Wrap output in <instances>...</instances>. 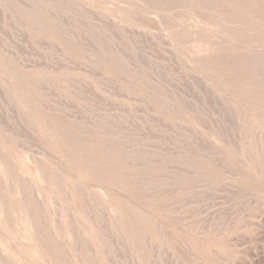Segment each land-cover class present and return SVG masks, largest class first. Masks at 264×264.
Returning a JSON list of instances; mask_svg holds the SVG:
<instances>
[{"label": "rangeland", "instance_id": "374dc122", "mask_svg": "<svg viewBox=\"0 0 264 264\" xmlns=\"http://www.w3.org/2000/svg\"><path fill=\"white\" fill-rule=\"evenodd\" d=\"M32 1L0 0V254H3L0 258L6 260V264H39L35 256L24 253V246L33 243L42 249L40 253L44 259L43 264H264V195L260 178L258 177V182L255 183L257 178L252 174L259 171L264 179V118L261 120L258 118V121L250 118L239 120L235 108L221 100L225 96L228 97L222 93L223 86L217 77L225 67V58H219L218 65L212 64L211 71L202 72L201 75L208 74L206 75L208 78L205 76V82L198 76L199 74L194 72L196 62H201L209 53L194 51L198 49V45L193 38L200 34V36H209L210 39L215 37L213 40L216 41L224 28L222 18L211 15L213 3L209 0H77L81 2L79 5L76 0H46L50 3L44 1L47 6L43 0H38L36 11L41 14L40 10L44 12L46 10H43L44 7H50L47 10L53 12V14L50 13L53 15L51 16L45 11L46 17L43 16L44 13L41 14L42 17L33 9L36 8L33 3L37 1L34 0L33 3ZM161 2L163 3L160 4ZM39 4H42V7L38 9ZM82 4L87 7L85 8ZM78 5H82L84 9L80 10ZM29 6L37 16L34 12L32 13L33 10H30ZM150 7L154 12H151ZM87 8H90V11L84 12L83 10ZM140 9L145 12L143 13V10L140 12ZM98 12H100L99 17ZM160 15L163 17L161 18ZM37 20L40 21L39 24ZM41 21H44L43 24L47 29L42 27L44 25H41ZM46 22H48L47 26ZM118 25H122L121 28ZM150 28L154 31L152 32ZM45 30L49 31L45 32ZM259 53L258 61L250 66L252 72L254 71L253 85L258 89V93L264 89V55L262 54L264 52ZM256 69L260 70L261 74ZM188 71H192V74ZM197 76L201 81L193 79ZM44 78H47V82L43 81ZM27 79H30L32 83L30 84ZM191 80H197L200 83ZM17 84L22 85V88ZM198 85L205 86L204 90ZM206 87L216 95L205 92L208 91ZM29 93L34 95L35 99ZM220 95L222 97H219ZM213 96L219 97L217 100L214 99L216 105L213 104ZM209 97L212 100H209ZM219 100L224 107L220 106H223L221 102L219 106L217 105ZM33 102L35 104H32ZM177 102L180 104L177 105ZM171 104L176 107L181 105V107L177 110L178 107ZM38 107L42 110H38ZM171 107H174L176 111ZM227 107L232 108V112L230 108L226 110ZM193 108L196 111L199 108L197 112L200 113L201 120L195 115L198 113L193 112L195 111ZM222 108H225L223 112ZM185 111L187 115L184 114ZM227 111L231 114L234 112L232 115H236V118L232 117L228 112V118L230 116L231 119H229L235 124L232 122L229 124L230 120L224 117ZM190 115H195L196 120H194L195 117L190 118ZM203 117L206 120L211 119L209 120L211 124L209 121L206 123ZM236 119L237 122H235ZM202 120L204 121L201 123ZM196 121L201 124L199 125ZM227 121H229L228 124H226ZM41 122L42 125H40ZM206 124L208 128L201 126ZM222 125L230 126L227 127V132L231 131L235 134H226L224 130L226 128ZM233 126L237 129L231 128ZM233 129L238 130L239 133L237 134ZM208 130L213 131L214 134L210 135L215 139L207 134ZM232 135L241 137L234 138L235 141L231 143L234 140ZM256 136L259 137L258 142ZM50 140L53 145L49 142ZM227 142L233 146L226 147ZM257 143L258 146H256ZM234 146L238 149L242 147L240 152L236 148L233 149ZM214 148L220 152L215 153ZM234 150H237L236 153ZM222 151L234 158L231 159L229 156L227 158ZM229 151L233 152V155ZM213 152L217 158L212 155L214 158H210L209 161L207 156L209 158ZM220 156L222 159L226 157L229 166ZM81 157L84 158L83 162L82 159L78 161ZM37 160L39 163L36 162ZM59 160L62 162L61 165ZM241 160L246 164H243ZM249 160L252 162L249 163ZM38 164L42 168L46 167L47 170L45 168L40 170ZM227 166L230 167L229 172ZM44 170L47 171L49 178H43L44 175L47 176ZM49 171H54L56 176L54 172L48 173ZM237 171L242 172L239 174ZM17 173L21 178H18ZM245 175H252L251 179ZM53 177L55 181L58 180L56 182H59V186L52 180ZM110 177H113L112 183ZM16 178L20 179V182ZM243 180L247 182L243 183ZM49 182L51 188H49ZM60 182L64 184L60 185ZM17 183L21 185L20 187H24V190L19 188L23 190V193L25 192L24 195L21 193L23 197L19 193ZM28 183L34 188H31ZM253 183L258 190L260 188L261 192L255 190ZM257 183L260 186H257ZM107 184L112 186L109 187ZM74 185L76 189L79 187V192H76ZM127 187L130 191L128 189L122 191ZM33 189L35 195H32ZM82 192H86V195ZM30 195L35 196L33 198L39 203L35 204L36 201L31 199ZM79 198L83 200L80 201ZM93 201L95 202L92 205L95 206L91 205ZM97 202L101 205L100 207ZM21 204L24 207L22 210ZM127 205H130L131 211ZM24 209L27 216L26 213L23 214ZM67 213L71 214L68 216ZM133 213L137 214H134L137 221ZM141 218L144 219L145 224L142 223ZM53 220L57 221L56 224L59 222L60 228ZM7 221L11 223L8 224ZM68 221L70 224H67ZM139 225L142 228L144 226L145 235L141 232L143 230ZM34 228H36L35 233ZM36 232H38L37 236ZM23 233L31 237L29 242L24 243L25 240L20 238ZM50 234H53V237ZM72 234L74 239L71 238ZM137 235L139 238H135ZM48 239L50 243H47ZM84 240H90L91 243L88 241V244H85ZM75 244L79 248L73 246ZM87 245H91L93 255L89 253L90 249ZM61 252L64 258L61 257ZM78 255L83 256L82 258L86 261L82 262L83 259ZM85 255L89 256L88 259ZM89 259L93 263L89 262ZM2 260L0 259V264L5 263L4 260L1 262ZM65 261L68 262L65 263Z\"/></svg>", "mask_w": 264, "mask_h": 264}, {"label": "bare ground", "instance_id": "6f19581e", "mask_svg": "<svg viewBox=\"0 0 264 264\" xmlns=\"http://www.w3.org/2000/svg\"><path fill=\"white\" fill-rule=\"evenodd\" d=\"M34 1V0H33ZM33 1H32V3H33ZM37 1V2H36ZM35 2L36 3H33V4H35V7L36 8H33L34 10L35 9H37V6H36V4L37 3H39V1L38 0H36ZM44 1H46V0H43V2ZM48 1V0H47ZM46 1V2H47ZM62 1H64V0H62ZM73 1V0H72ZM98 1V0H97ZM106 1V0H105ZM111 1H113V0H111ZM115 1V0H114ZM140 1H142V0H140ZM139 1V2H140ZM210 2H212L213 3V7H212V10H211V15L213 16V17H215V18H222V22H224V28H223V31H222V33L220 34V36H219V39H217L216 41H214L213 39L215 38H212V39H210L211 37H207V36H200V34H199V36H196V37H192L193 38V40L195 41V42H197L196 44L198 45L197 46V50H195L194 49V51H207L209 54H207V56L206 57H204L203 58V60L200 62H196L197 64L196 65H194V70H192V71H194V72H196L197 73V75L199 76V77H201V79H202V81L203 82H205V78L207 77L208 78V76H206V75H208V74H205V76H204V74L203 75H201L202 74V72H207V71H209L210 70V66L212 65V64H216V65H218L217 64V60H220L219 58H225V60H226V64H225V67L224 68H222V71H220V73L218 74V80L220 81V83L222 84V93H224V94H226L228 97H223V99H221L222 101H225V102H228L229 104H231L232 105V107L233 108H235V112H236V115H237V119H242V118H250V119H252L253 121H258V118L261 120V119H263L264 118V89L260 92L259 91V93H258V89H256L255 88V86L253 85V83H255V81H253V79H254V74H253V72H252V70H251V68H250V66L252 65V64H254L255 62H257L258 61V55H260V51H263L264 52V0H209ZM41 2V1H40ZM42 2V3H43ZM67 2V1H66ZM78 1L76 0V3H77ZM83 2V1H82ZM119 2V1H118ZM144 2H147V1H144ZM151 2H153V1H151ZM168 2V1H167ZM177 2V1H176ZM183 2V1H182ZM45 3V2H44ZM47 3H49V2H47ZM47 3H45L46 5H47ZM81 3V2H80ZM80 3L78 2L77 4H79L80 5ZM115 3V2H114ZM135 3V2H134ZM163 2H161L160 4H162ZM172 3H174V2H172ZM192 3V2H191ZM50 4V3H49ZM75 4V3H74ZM119 4V3H118ZM147 4H149V3H147ZM156 4V3H155ZM41 5V6H40ZM78 5V6H79ZM83 5V4H82ZM79 6L80 7V10H82V9H84V7L86 8L87 6L86 5H83V6ZM131 5V4H130ZM150 5H152V4H150ZM153 5H154V3H153ZM166 5V4H165ZM170 5V4H169ZM172 5H174V4H172ZM180 5V4H179ZM48 6V5H47ZM51 6V5H50ZM76 6V5H75ZM121 6V5H120ZM138 6V5H137ZM177 6V5H176ZM30 7V10H33V9H31V6H29ZM32 7H34V5H32ZM40 7H42V4H39V7H38V9L40 8ZM43 7H44V5H43ZM77 7V6H76ZM81 7H83V8H81ZM88 7H90V6H88ZM114 7H116V6H114ZM140 7V6H139ZM149 7V6H148ZM148 7H146V8H148ZM159 7H161V6H159ZM171 7H174V6H171ZM50 8V7H49ZM49 8H43V10H45L46 11V14L47 13H51V12H49V10H47V9H49ZM51 8H52V6H51ZM78 8V7H77ZM117 8H119V9H122V8H120V7H117ZM135 8V7H134ZM137 8V7H136ZM143 8V7H142ZM146 8H145V10H146ZM152 7H150V9H151ZM169 8V7H168ZM191 8V7H190ZM211 8V7H210ZM53 9V8H52ZM76 9V8H75ZM90 9V8H89ZM88 8L87 9H85V10H83L84 12L85 11H87V10H89ZM100 9V8H99ZM105 9V8H104ZM139 9V8H138ZM165 9H167V8H165ZM34 10L32 11V13L34 12ZM131 10V9H130ZM129 10V11H130ZM134 10H136V9H134ZM142 10L143 9H140V12H142ZM152 11L151 12H154L153 11V9H151ZM158 10H160V9H158ZM177 10V9H176ZM185 10V9H184ZM193 10V9H192ZM36 11V10H35ZM45 11L43 12L42 10H40V12H42V13H44V17H46L45 15ZM51 11V10H50ZM53 11V10H52ZM90 11V10H89ZM97 11H98V9H97ZM113 11V10H112ZM127 11H128V9H127ZM126 11V12H127ZM157 11V10H156ZM162 11V10H161ZM165 11V10H164ZM31 12V11H30ZM37 12L39 13V11H36V14H37ZM134 12V11H133ZM145 11L143 10V13H144ZM147 12V11H146ZM166 12V11H165ZM31 13V14H32ZM41 13V14H42ZM86 13H88V12H86ZM91 13H96V12H92L91 11ZM100 12H98L97 14H98V17L100 16V14H99ZM102 13V12H101ZM130 13V12H129ZM128 13V14H129ZM136 13V12H135ZM137 13H139V12H137ZM150 13V12H149ZM163 13V12H162ZM182 13H183V11H182ZM196 13V12H195ZM30 14V13H29ZM34 14H35V12H34ZM35 14V15H36ZM40 13H39V15H41ZM51 14H53V12L51 13ZM50 14V15H51ZM111 14V13H110ZM191 14H192V12H191ZM38 15V16H39ZM102 15H104V14H102ZM144 15V14H143ZM149 15V14H148ZM165 15V14H164ZM172 15V14H171ZM175 15V14H174ZM183 15V14H182ZM195 15V14H194ZM37 16V15H36ZM42 16V15H41ZM42 16V17H43ZM51 16H53V15H51ZM97 16V15H96ZM132 16H133V14H132ZM145 16V15H144ZM150 16V15H149ZM148 16V17H149ZM158 16H159V14H158ZM157 16V17H158ZM31 15H30V19H31ZM33 17H34V15H33ZM47 17L49 18V16L47 15ZM113 17V16H112ZM130 17V16H129ZM142 17V16H141ZM160 17L162 18L163 16H161L160 15ZM159 17V18H160ZM178 17V16H177ZM105 19H106V15H105V17H104ZM108 18V17H107ZM116 18V17H115ZM120 18V17H119ZM138 18H140V16L138 17ZM170 18H172V17H170ZM175 18V17H174ZM33 19V18H32ZM40 19H41V17H40ZM39 18H38V20H40ZM44 19V18H43ZM53 19V18H52ZM100 19H102V18H100ZM37 20V21H38ZM48 20V19H47ZM50 20H51V18H50ZM108 20H111V19H108ZM123 20V19H122ZM142 20H145V19H142ZM160 20V19H159ZM206 20V19H205ZM32 21V20H31ZM45 21V20H44ZM43 21V22H44ZM53 21V20H52ZM101 21V20H100ZM107 21V20H106ZM152 21V20H151ZM155 21V20H154ZM171 21V20H170ZM185 21V20H184ZM190 21V20H189ZM39 22L40 21H38V24H39ZM42 22V21H41ZM43 22L41 23V25H44L43 24ZM51 22V21H50ZM102 22V21H101ZM169 22V21H168ZM191 22V21H190ZM189 22V23H190ZM48 22H46L45 24H46V26L48 25L47 24ZM51 23H53V22H51ZM118 23V22H117ZM123 23V22H122ZM121 23V24H122ZM149 23V22H148ZM150 23H152V22H150ZM159 23V22H158ZM157 23V24H158ZM161 23V22H160ZM214 23H216V22H214ZM31 24V23H30ZM38 24H34V25H38ZM120 24V23H119ZM154 24H156V23H154ZM191 24V23H190ZM40 26V25H39ZM116 26V25H115ZM119 26V25H118ZM122 26V25H121ZM121 26H119V28H121ZM149 26V25H148ZM152 26V25H151ZM156 26V25H155ZM189 26V25H188ZM42 27H45V25L44 26H42ZM50 27H52V25L50 26ZM161 27V26H160ZM48 28H49V26H48ZM116 28H118V27H116ZM151 28H153V27H151ZM150 28V30L152 31V29ZM189 28H190V26H189ZM195 28V27H194ZM41 29H43V28H41ZM44 29H47V27H45ZM155 29V28H154ZM161 29V28H160ZM207 29V28H206ZM50 31L52 30V28H50L49 29ZM49 30H45V32L47 31H49ZM118 30H121V29H118ZM149 30V29H148ZM157 30V29H156ZM196 30H198V29H196ZM42 31H44V30H42ZM53 31V30H52ZM51 31V32H52ZM154 31V30H153ZM152 31V32H153ZM176 31V30H175ZM50 32V33H51ZM157 32V31H156ZM160 32V31H159ZM165 32V31H164ZM163 32V33H164ZM179 32V31H178ZM44 33V32H43ZM209 34V33H208ZM194 35V34H193ZM216 35V34H215ZM212 36V35H211ZM213 37V36H212ZM167 38V37H166ZM172 39V38H171ZM208 39H209V42H208ZM71 40V39H70ZM185 40V39H184ZM168 41V40H167ZM166 41V42H167ZM190 41V40H189ZM168 43V42H167ZM170 43V42H169ZM168 43V44H169ZM199 43H202V44H199ZM171 44H174V43H171ZM207 45H210V46H207ZM175 46V45H174ZM195 46V45H194ZM182 47H183V45H182ZM187 47V46H186ZM178 48V47H177ZM196 48V47H195ZM187 52V51H186ZM190 52V51H189ZM189 52H187V53H189ZM178 53V52H177ZM179 54V53H178ZM263 55H264V53H262ZM175 55V54H174ZM180 55V54H179ZM188 56V55H187ZM194 56V55H193ZM174 57V56H173ZM188 57H190V55L188 56ZM192 57V56H191ZM178 58V57H177ZM184 58V57H183ZM259 58H261V56H259ZM180 59V58H179ZM182 59V58H181ZM185 59V58H184ZM175 60H176V57H175ZM187 60V59H186ZM177 61V60H176ZM178 62V61H177ZM185 62V61H184ZM179 63V62H178ZM180 64H181V62H180ZM186 64V63H185ZM258 66H262V64L261 65H259L258 63H256ZM182 65V64H181ZM180 65V66H181ZM184 65V64H183ZM182 65V66H183ZM183 67H185V66H183ZM253 67V66H252ZM264 67V66H263ZM182 68V67H181ZM186 68V67H185ZM191 68V67H190ZM220 68V67H219ZM257 68H259L260 69V67H257ZM187 69H188V67H187ZM213 69V68H212ZM211 69V70H212ZM218 69V68H217ZM262 70H263V68H261ZM182 70H183V68H182ZM185 70V69H184ZM191 70V69H190ZM210 70V71H211ZM257 71H259V73H260V70H258V69H256ZM192 71L190 72V71H188V72H190L191 74H192ZM193 72V73H194ZM185 73H187L186 71H185ZM255 73H256V71H255ZM264 73V72H263ZM195 74V73H194ZM261 74V73H260ZM187 75H189L188 73H187ZM201 75V76H200ZM217 75V74H216ZM256 75V74H255ZM263 75V74H262ZM261 75V76H262ZM197 76V78H193V79H197V80H199V77ZM260 76V77H261ZM14 77V76H13ZM204 79H203V78ZM257 77H259V76H257ZM263 77V76H262ZM16 78V77H15ZM32 78V77H31ZM30 78V79H31ZM39 78V77H38ZM50 78V77H49ZM189 78V77H188ZM12 79V78H11ZM30 79H27L28 81H30ZM34 79H35V77H34ZM45 80H43V81H45V82H47V78H44ZM210 79V78H209ZM26 80V81H27ZM33 80V79H32ZM190 80V79H189ZM197 80H191L192 82H198V83H200L199 81H201V80H199V81H197ZM214 80V79H213ZM217 80V81H218ZM263 80V79H262ZM261 80V81H262ZM16 81V80H15ZM17 81H18V79H17ZM16 81V82H17ZM27 81V82H28ZM33 81H37V80H33ZM42 81V82H43ZM211 81V80H210ZM259 81V80H258ZM25 82V81H24ZM40 82V81H39ZM49 82V81H48ZM17 83H19V82H17ZM21 83V82H20ZM32 82L30 81V84H31ZM202 83V82H201ZM216 83V82H215ZM219 83V82H218ZM194 84V83H193ZM220 84V85H221ZM18 85V84H17ZM20 85V84H19ZM18 85V86H19ZM29 85V84H28ZM195 85V84H194ZM203 85H206V84H203ZM198 86H200V85H198ZM261 86V85H260ZM17 87V86H16ZM19 87H21L22 88V85L21 86H19ZM195 87V86H194ZM201 87V86H200ZM204 87L205 86H202L201 87V89L202 90H204ZM207 87H209L208 85H207ZM206 87V88H207ZM220 87V86H219ZM25 88H26V86H25ZM29 88V87H28ZM196 88H198V87H196ZM206 88H205V90H206ZM261 88V87H260ZM259 88V89H260ZM210 89V88H209ZM27 90H29V89H27ZM207 90H208V88H207ZM212 90V89H211ZM22 91V90H21ZM197 91V90H196ZM218 91V90H217ZM30 92H31V90H30ZM205 92H211V91H205ZM28 93V92H27ZM207 93H205V94H207ZM215 92H211V94H214ZM22 94V93H21ZM199 94V93H198ZM201 94V93H200ZM203 94V93H202ZM29 95L32 97V98H34V95H31V93H29ZM207 95H209V94H207ZM207 95H205V96H207ZM216 94H214V96H215ZM29 96V97H30ZM153 96V95H152ZM214 96L212 97L213 98V104L214 105H216L215 103H216V100L219 98V97H222L221 95L218 97V96H216L217 98H214ZM30 97V98H31ZM153 97H155V96H153ZM204 97V96H203ZM208 97V96H207ZM211 97V96H210ZM209 97V100H212L211 98ZM24 98H26V97H24ZM31 98V99H32ZM29 99V98H28ZM35 99V98H34ZM34 99H32V100H34ZM152 99V98H151ZM214 99H216L215 101H214ZM25 100V99H24ZM30 100V99H29ZM153 100V99H152ZM169 100V99H168ZM221 100H219V101H217V105L219 106V103L221 102L222 103V101ZM26 101H27V99H26ZM35 101V100H34ZM157 101V100H156ZM28 102V101H27ZM31 102V101H30ZM154 102V101H153ZM170 102H175V100H170ZM208 102V101H207ZM26 103V102H25ZM178 103V102H177ZM208 103H210V102H208ZM211 103H212V101H211ZM32 104H35V102H33ZM165 104V103H164ZM168 104V103H167ZM180 103H178L177 105H179ZM223 104V103H222ZM172 105V104H171ZM29 106V105H28ZM167 106V105H166ZM169 106H170V104H169ZM172 106H174V107H176V105H172ZM221 107H224V104H223V106L222 105H220ZM36 107V106H35ZM168 107V106H167ZM174 107H171V108H174ZM178 107V106H177ZM176 107V108H177ZM179 107H181V105L179 106ZM177 108V110L178 109H180V108ZM191 107H194L195 108V106H191ZM29 108H30V106H29ZM185 108V107H184ZM183 108V109H184ZM193 108V109H194ZM219 108V107H218ZM226 108V107H225ZM225 108L223 109L222 108V112H223V110H225ZM230 108V107H229ZM228 107H227V109L226 110H230L231 109V112H232V108H230L229 109ZM31 109V108H30ZM29 109V110H30ZM39 109H41V108H39L38 107V110ZM170 109V108H169ZM175 109V108H174ZM174 109H170V110H174ZM187 108H185L184 110H186ZM189 109V108H188ZM190 109H192V108H190ZM199 109V108H198ZM198 109H197V111H198ZM42 110V109H41ZM195 111H193V112H195V113H198L197 111H196V109H194ZM220 110V109H219ZM46 111V110H45ZM175 111H176V109H175ZM187 111V110H186ZM186 111L184 112V114L186 113ZM189 111V110H188ZM37 113H38V111H36ZM42 112V111H41ZM191 112H192V110H191ZM190 112V113H191ZM217 112V111H216ZM225 112V111H224ZM228 112H230V111H227L226 112V116H224L227 120H230L231 119V117L229 116V118H228V115H229V113ZM231 112H230V114H231ZM188 113V112H187ZM228 113V114H227ZM234 113V112H233ZM232 113V114H233ZM40 114V113H39ZM183 114V113H182ZM199 114L200 113H198V114H195V115H197L198 116V118L200 119V117H199ZM202 114V113H201ZM203 114H206V113H203ZM211 114V113H210ZM213 114V113H212ZM215 114V113H214ZM220 114V113H219ZM231 114V116L233 117H235L236 115L234 114V115H232ZM30 115V114H29ZM41 115V114H40ZM45 115V114H44ZM185 115H187V114H185ZM188 115H189V113H188ZM191 116L190 115V118H192V117H195V119L194 120H196V116ZM216 115V114H215ZM37 116H38V114H37ZM201 116V115H200ZM207 116V115H206ZM209 116V115H208ZM212 116H214V115H212ZM47 117V116H46ZM223 117V119H225ZM50 118V117H49ZM49 118H47V119H49ZM202 118V117H201ZM208 119H209V117H207ZM236 118V117H235ZM203 119H205V117H203ZM225 119V120H226ZM237 119L235 120V122H237ZM198 120V119H197ZM201 120V119H200ZM209 120H211V119H209ZM209 120H206L205 119V122L207 123ZM224 120V121H225ZM243 120V119H242ZM246 120V119H245ZM184 121H186V119L184 120ZM204 120H202V121H200L201 123L203 122ZM217 121V120H216ZM223 121V120H222ZM46 122V121H45ZM198 124L200 123V122H198V121H196ZM211 121H209V123H210ZM221 122V121H220ZM228 122L229 121H227V123L226 124H228ZM231 122H232V124L234 123L232 120H230V122H229V124H231ZM239 122V121H238ZM200 123V124H201ZM52 124V123H51ZM191 124V123H190ZM197 124V125H198ZM199 124V125H200ZM211 124V123H210ZM222 124V123H221ZM223 124H224V122H223ZM235 124V123H234ZM251 124V123H250ZM40 125H42V122H41V124ZM50 125V124H49ZM219 125H220V123H219ZM261 125V124H260ZM36 126V125H35ZM201 126H203V128H204V126H205V128H208V127H206L207 126V124L206 125H201ZM210 126V125H209ZM213 126V125H212ZM215 126V125H214ZM223 126V125H222ZM225 126V125H224ZM223 126V127H224ZM232 126V125H231ZM234 126H236V125H234ZM234 126L233 127H231V128H234ZM238 126V125H237ZM50 127V126H49ZM194 127V126H193ZM199 127V126H198ZM227 127H230V126H225V128L226 129H224V130H226V134L228 133V134H230V133H234V132H227ZM239 127V126H238ZM245 127V126H244ZM250 127H251V125H250ZM257 127H258V125H257ZM53 128V127H52ZM61 128V127H60ZM209 128H211V127H209ZM236 128V127H235ZM234 128V129H235ZM58 129V128H57ZM202 129V128H201ZM211 129H213V128H211ZM223 129V128H222ZM233 129V131H238V130H234ZM237 129V128H236ZM239 129V128H238ZM243 129H245V128H243ZM251 129V128H250ZM54 130V129H53ZM196 130H197V128H196ZM203 130V129H202ZM205 130V129H204ZM231 130V129H230ZM241 130H242V128H241ZM44 131V130H43ZM209 132L207 133V134H212L213 133V131H210V130H208ZM216 131V130H215ZM229 131V130H228ZM252 131V130H251ZM47 132V131H46ZM55 132V131H54ZM57 132V131H56ZM217 132V131H216ZM221 133H222V131H220ZM242 132V131H241ZM246 132V135H248L247 134V130L245 131ZM253 132H255V131H253ZM41 133H43V132H41ZM49 133H50V131H49ZM203 133H204V131H203ZM218 133V132H217ZM239 132H237V134H238ZM259 133V132H258ZM46 134V133H45ZM51 134V133H50ZM200 135H201V133H199ZM207 134H206V136H207ZM214 134V133H213ZM235 134V133H234ZM236 134V135H237ZM245 134V133H244ZM254 134V133H253ZM261 134H262V132H261ZM41 135V134H40ZM54 135V134H53ZM204 135V134H203ZM208 135V136H209ZM245 135V136H246ZM250 135V134H249ZM213 136H216V135H213ZM231 136V135H230ZM230 136H228V137H230ZM252 136V135H251ZM50 139H51V137H50V135L48 136ZM54 137V136H53ZM210 137L211 138H214V137H212V135H210ZM218 137V136H217ZM228 137H227V139H228ZM232 140L235 138H238L239 137V135H238V137L237 136H233L232 135ZM241 137V136H240ZM240 137H239V139H240ZM248 137V136H247ZM257 137V136H256ZM231 138V137H230ZM254 138H255V136H254ZM258 138L259 137H257L256 138V140H257V142H258ZM46 139V138H45ZM44 139V140H45ZM54 139V138H53ZM215 139V138H214ZM235 139L231 142V143H233L234 141H235ZM238 139V140H239ZM249 139V138H248ZM49 140V139H48ZM202 140V139H201ZM219 140V139H218ZM217 140V141H218ZM238 140H236V141H238ZM253 140V139H252ZM46 141V140H45ZM53 141V140H52ZM55 141V140H54ZM226 141H228V140H226ZM225 141V142H226ZM47 142V141H46ZM49 142H51V140L49 141ZM56 142V141H55ZM54 142V143H55ZM216 142V141H215ZM220 142H221V140H220ZM247 142V141H246ZM253 142V141H252ZM43 143V142H42ZM48 143V142H47ZM224 143V142H223ZM228 144L226 145V144H224V145H226V147L228 146V147H232L233 146V144H232V146L230 145V142H227ZM238 143V142H237ZM44 144V143H43ZM51 144L53 145V143L51 142ZM236 143H234V145H235ZM239 144V143H238ZM256 144V143H255ZM46 145V144H45ZM245 145V144H244ZM247 145H248V143H247ZM49 146V145H48ZM56 146V145H55ZM215 146H217V145H215ZM214 146V147H215ZM238 146V145H237ZM256 146H258V143H257V145ZM255 146V147H256ZM260 146V145H259ZM47 147V146H46ZM66 147V146H65ZM68 147V146H67ZM80 147V146H79ZM243 147H245V146H243ZM84 148V147H83ZM86 148V147H85ZM213 148V147H212ZM218 148H219V146H218ZM217 148V149H218ZM236 147L234 146L233 147V149H235ZM240 148V147H239ZM242 148V147H241ZM240 148V149H241ZM246 148V147H245ZM69 149V148H68ZM74 149V148H73ZM82 149V148H81ZM88 149V148H87ZM87 149H85V150H87ZM97 149V148H96ZM227 149V148H226ZM232 149V150H233ZM237 150H238V152H240L239 150L240 149H238V148H236ZM82 150H84V149H82ZM214 150H215V153L216 152H220V151H218V150H216L215 148H214ZM220 150H221V148H220ZM225 150V149H224ZM237 150H234V152L235 151H237ZM259 150H260V148L259 149H257V151L259 152ZM11 151V150H10ZM50 151V150H49ZM53 151V150H52ZM58 151V150H57ZM63 151V150H62ZM89 151V150H88ZM102 151V150H101ZM231 151V150H230ZM229 151V153H231L232 155H233V152H230ZM247 151V150H246ZM12 152V151H11ZM104 152H106L105 150H104ZM261 152V151H260ZM13 153V152H12ZM222 153H224L225 154V152L224 151H222ZM227 153V152H226ZM228 153V154H229ZM236 153V152H235ZM234 153V154H235ZM56 154V153H55ZM60 154V153H59ZM75 154V153H74ZM218 154V153H217ZM224 154H221L222 156L224 155ZM262 153H260V155H261ZM4 155V154H3ZM73 155V154H72ZM199 155V154H198ZM212 155H214V152L210 155V157L208 158V156H207V159L209 160L210 158L212 159V158H214V156L216 155H214V156H212ZM219 155V154H218ZM225 155H227V154H225ZM62 156V155H61ZM68 156V155H67ZM80 156V155H79ZM228 156L229 157H231V159L232 158H234V157H232V156H230V155H227V158H228ZM238 156H240V155H238ZM4 157V156H3ZM7 157H8V155H7ZM10 157V156H9ZM58 157V156H57ZM69 157V156H68ZM216 157V156H215ZM236 157V156H235ZM262 157H263V155H262ZM61 158V157H60ZM63 158H65V157H63ZM73 159H74V157H72ZM109 158V157H108ZM202 158V157H201ZM217 158V157H216ZM220 158H221V156H220ZM226 158V157H225ZM225 158H223V159H225ZM239 158V157H238ZM5 159V158H4ZM68 159V158H67ZM72 159V160H73ZM82 159V162H83V157H81V158H79L78 159V161L79 160H81ZM89 159V158H88ZM199 159V158H198ZM206 159V158H205ZM222 159V158H221ZM223 159H222V161H223ZM236 159V158H235ZM245 159H247L248 160V158H245ZM244 159V160H245ZM254 159V158H253ZM9 160H11V159H9ZM193 160V159H192ZM216 160V159H215ZM214 160V161H215ZM228 160H230V159H228ZM14 161V160H13ZM29 161V160H28ZM43 161V160H42ZM77 161V160H76ZM91 161H93V160H91ZM97 161V160H96ZM105 161V160H104ZM112 161V160H111ZM193 161H195V160H193ZM197 161V160H196ZM199 161H201V160H199ZM202 161L204 162V160H203V158H202ZM206 161V160H205ZM210 161V160H209ZM213 161V162H214ZM218 161H221V160H219L218 159ZM225 162H227L226 161V159L224 160ZM223 161V162H224ZM233 161V160H232ZM238 161H240V160H238ZM242 161V160H241ZM250 161L252 162V160H249V163H250ZM30 162V161H29ZM35 162V161H34ZM36 162H38V160L36 161ZM35 162V163H36ZM51 162V161H50ZM202 162V163H203ZM224 162V163H225ZM39 163V162H38ZM54 163V162H53ZM62 164V162H60V160H59V165H61ZM68 163V162H67ZM98 163V162H97ZM111 163V162H110ZM191 163H192V161H191ZM199 163V162H198ZM201 163V162H200ZM205 163H207V162H205ZM217 163V162H216ZM220 163V162H219ZM235 163V162H234ZM242 163H243V161H242ZM255 163H256V161H255ZM7 164V163H6ZM5 164V165H6ZM15 164V163H14ZM13 164V165H14ZM24 164V163H23ZM41 164V163H40ZM71 164H73L72 162H71ZM70 164V165H71ZM88 164V163H87ZM86 164V165H87ZM92 164V163H91ZM101 164H102V162H101ZM112 164V163H111ZM189 164V163H188ZM209 164V163H208ZM221 164V163H220ZM226 164V163H225ZM225 164H223V165H225ZM233 164V163H232ZM235 164H237V163H235ZM234 164V165H235ZM243 164H246V163H243ZM17 165V164H16ZM31 165V164H30ZM39 165V164H38ZM50 165V164H49ZM196 165H198L197 164V162H196ZM195 164H194V166H196ZM206 165V164H205ZM213 165H214V163H213ZM212 165V166H213ZM219 165V164H218ZM222 165V164H221ZM222 165V166H223ZM226 165H228L229 166V163L227 162V164ZM226 165H225V167H226ZM253 165V164H252ZM7 166V165H6ZM15 166V165H14ZM51 166H53V165H51ZM51 166H50V168H51ZM80 166V165H79ZM100 166V165H99ZM106 166V165H105ZM190 165H188V167H189ZM193 166V167H194ZM211 166V165H210ZM228 166H227V168H228ZM240 166V165H239ZM243 166V165H242ZM9 167V166H8ZM12 167V166H11ZM26 167V166H25ZM37 167V166H36ZM39 167H40V170L41 169H43V168H45V170H47V168L46 167H43L42 168V166L41 165H39ZM63 167V166H62ZM65 167V166H64ZM73 167H74V165H73ZM83 167V166H82ZM116 167V166H115ZM198 167V166H197ZM200 167H202V166H200ZM206 167V166H205ZM241 167V166H240ZM248 167V166H247ZM262 167V166H261ZM264 167V166H263ZM16 168V167H15ZM49 168V167H48ZM53 168V167H52ZM68 168V167H67ZM71 168V167H70ZM75 168H76V164H75ZM103 168V167H102ZM114 168V167H113ZM196 168V167H195ZM211 168V167H210ZM230 168V167H229ZM229 168H228V172L230 171L229 170ZM245 168V167H244ZM256 168V167H255ZM258 168V167H257ZM39 169V168H38ZM72 169V168H71ZM77 169V168H76ZM84 169V168H83ZM206 169V168H205ZM214 168H212V170H213ZM249 169H250V167H249ZM7 170V169H6ZM18 170V169H17ZM44 170V171H45ZM56 170V169H55ZM95 170V169H94ZM209 170V169H208ZM216 170H218V169H216ZM224 170V169H223ZM243 170V169H242ZM13 171V169L11 170V172ZM24 171V170H23ZM43 171V172H44ZM57 171H59V170H57ZM61 171V170H60ZM59 171V172H60ZM80 171V170H79ZM89 171V170H88ZM87 171V172H88ZM115 171V170H114ZM219 171V170H218ZM233 170H231V172H232ZM244 171V170H243ZM262 171V170H261ZM9 172V171H8ZM34 172V171H33ZM41 172V171H40ZM46 173H44V174H46L47 175V171H45ZM51 172V174L54 172H52V171H49L48 173H50ZM76 172V171H75ZM96 172H99V171H96ZM110 172V171H109ZM238 172V171H237ZM236 172V173H237ZM242 172V171H241ZM241 172H238L239 174H241ZM253 172V171H252ZM13 173V172H12ZM25 173V172H24ZM55 173V172H54ZM91 173V172H90ZM216 173V172H215ZM221 173V172H220ZM223 173V172H222ZM233 174H234V172H232ZM235 173V174H236ZM249 173V172H248ZM18 174V173H17ZM40 174V173H39ZM113 174V173H112ZM232 174V175H233ZM244 174V173H243ZM246 174V173H245ZM252 174H254V176H256V181L254 180V178H253V180L255 181V183L256 182H258V177L260 178V180H261V184H262V192H263V195H264V179H263V175L261 174V173H259V171L257 172H253ZM43 175V174H42ZM54 175V174H53ZM229 175H231L230 173H229ZM231 175V176H232ZM20 175L18 174V178H21V177H19ZM28 176V175H27ZM40 176V175H39ZM54 176H56V173H55V175ZM59 176V175H58ZM83 176V175H82ZM233 176H235V175H233ZM245 176H248V175H245ZM252 175H249L248 177L250 178ZM13 177H15V176H13ZM17 177V176H16ZM25 177V176H24ZM46 177H48L49 178V175H47V176H45L44 175V177L43 178H46ZM93 177H96V176H93ZM100 177V176H99ZM106 177V176H105ZM215 177H216V175H215ZM218 177V176H217ZM228 177V176H227ZM236 177V176H235ZM238 177V176H237ZM2 178V177H1ZM12 178V177H11ZM18 178H16V179H18ZM41 178H42V176H41ZM75 178V177H74ZM87 178V177H86ZM106 178H108V176L106 177ZM111 178V180H110V182L112 181V179H113V177H110ZM117 178H118V176H117ZM228 178H232V177H228ZM247 178V177H246ZM4 179V178H3ZM9 179V178H8ZM25 179H26V177H25ZM55 179V177H53V179L52 180H54ZM57 179V178H56ZM59 179V178H58ZM116 179V178H115ZM225 179V178H224ZM251 179V178H250ZM14 180H15V178H14ZM19 181L18 182H20V179H18ZM50 180H51V178H50ZM67 180V179H66ZM72 180V179H71ZM9 181V180H8ZM26 181H28V180H26ZM48 181H49V179H48ZM55 181V180H54ZM56 181H58V180H56ZM55 181V182H56ZM61 181V180H60ZM69 181V180H68ZM76 181H77V179H76ZM84 181V180H83ZM87 181V180H86ZM114 181V180H113ZM216 181H217V179H216ZM231 181H233V180H231ZM44 182H46V181H44ZM53 182V181H52ZM63 182V181H62ZM66 182V181H65ZM79 182V181H78ZM219 182V181H218ZM242 182V181H241ZM245 182H247V181H245ZM244 182V180H243V183H245ZM5 183V182H4ZM77 183V182H76ZM84 183V182H83ZM87 183V182H86ZM112 183V182H111ZM115 183V182H114ZM215 183H217V182H215ZM238 183H240V182H238ZM252 183V182H251ZM8 184H11V183H8ZM15 184V183H14ZM18 184V183H17ZM16 184V185H17ZM24 184H25V181H24ZM30 183H28V185H29ZM53 184H54V182H53ZM62 184H64V183H62ZM61 184V182H60V185H62ZM92 184V183H91ZM108 184H109V181H108ZM107 184V186H109ZM5 185V184H4ZM3 185V186H4ZM16 185H14V186H16ZM19 185V184H18ZM26 185V184H25ZM31 185V184H30ZM36 185V184H35ZM55 185V184H54ZM56 185H58L59 186V182H56ZM66 185H67V183H66ZM85 185V184H84ZM242 184H240V186H241ZM256 185V184H255ZM2 186V185H1ZM7 186V185H6ZM5 186V187H6ZM10 186V185H9ZM13 186V185H12ZM21 185H19V187H18V190H19V188L21 189L22 187H20ZM24 186V185H23ZM49 186H50V182H49ZM53 186V185H52ZM58 186H57V188H58ZM81 186V185H80ZM93 186H96V185H93ZM98 186V185H97ZM105 186V185H104ZM110 186H112L111 184H110ZM109 186V187H110ZM253 186H254V183H253ZM253 186H251V187H253ZM257 186H260V184L258 185V183H257ZM27 187V186H26ZM33 186L31 185V188H32ZM42 187V186H41ZM56 187V186H55ZM75 189H76V187H75V185L73 186ZM90 187V186H89ZM100 187H101V185H100ZM114 187V186H113ZM120 187V186H119ZM255 187V186H254ZM17 188V187H16ZM24 188V187H23ZM22 188V189H23ZM34 188V187H33ZM49 188H51V186L49 187ZM60 188H62V187H60ZM94 188V187H93ZM239 188V187H238ZM245 188V187H244ZM247 188V187H246ZM249 188V187H248ZM257 188V189H256ZM0 189H1V187H0ZM7 189V188H6ZM11 189H13L12 187H11ZM11 189H9V190H11ZM30 189V188H29ZM44 189V188H43ZM81 189V188H80ZM89 189V188H88ZM126 189H128V187L127 188H124V190H122V191H125ZM242 189V188H241ZM15 190V189H14ZM24 190V189H23ZM23 190H19V193H20V195H21V193L24 195L25 194V192L23 193ZM27 190H28V187H27ZM26 190V191H27ZM56 190V189H55ZM245 190V189H244ZM249 190H251V189H249ZM255 190H258V187H255ZM259 190H260V188H259ZM258 190V191H259ZM2 191V190H1ZM4 191V190H3ZM6 191V190H5ZM22 191V192H21ZM30 191V190H29ZM31 191H32V189H31ZM33 191H34V189H33ZM40 191V190H39ZM72 191V190H71ZM79 192V187H78V189H76V192ZM81 191H82V189H81ZM80 191V192H81ZM106 191H108V190H106ZM110 191V190H109ZM128 191H130L129 189H128ZM128 191L126 192V193H128ZM11 192V191H10ZM38 192V191H37ZM111 192V191H110ZM256 192V191H255ZM259 192H261V191H259ZM28 193V192H27ZM32 193V192H31ZM48 193V192H47ZM52 193H53V191H52ZM74 193V192H73ZM86 193V192H85ZM84 192H82V194H85ZM115 193V192H114ZM245 193H246V190H245ZM258 193V192H257ZM16 194V193H15ZM29 194V193H28ZM39 194H40V192H39ZM54 194V193H53ZM72 194V193H71ZM81 193H80V195H82ZM134 194V193H133ZM260 194V193H259ZM1 195H3V194H1ZM12 195H13V191H12ZM11 195V196H12ZM23 195H21L22 197H23ZM32 195H35V191H34V193H32ZM32 195H30L31 197H32ZM37 195H38V193H37ZM80 195H78V197H80ZM86 195V194H85ZM89 195V194H88ZM124 195V194H123ZM260 195H262V194H260ZM49 196H51V195H49ZM83 196V195H82ZM138 196V195H137ZM17 197V196H16ZM20 197V196H19ZM33 197H35V196H33ZM31 198V199H34V198ZM53 197V196H52ZM51 197V198H52ZM75 197V196H74ZM83 197H85V196H83ZM89 197H91V196H89ZM120 197V196H119ZM129 197V196H128ZM1 198H2V196H1ZM8 198V197H7ZM26 197L24 196V199H25ZM46 198V197H45ZM56 198V197H55ZM82 198V197H81ZM86 198V197H85ZM93 198V197H92ZM92 198H90V199H92ZM3 199H5L4 197H3ZM21 199V198H20ZM68 199H70V198H68ZM89 199V200H90ZM135 199V198H134ZM142 199V198H141ZM12 200V199H11ZM22 200V199H21ZM36 202H34L35 204L36 203H39V202H37V199H34ZM42 200V199H41ZM75 200V199H74ZM79 200L81 201V200H83V199H80L79 198ZM85 200V199H84ZM87 200V199H86ZM129 200V199H128ZM30 201V200H29ZM69 201V200H68ZM79 201V202H80ZM11 202V201H10ZM16 202V201H15ZM18 202V201H17ZM22 202V201H21ZM25 202V201H24ZM23 202V204H25V205H27L26 203H24ZM32 202H33V200H32ZM46 202H47V200H46ZM71 202V201H70ZM76 202V201H75ZM95 201H93L92 203H91V205L94 203ZM14 203V202H13ZM63 203V202H62ZM81 203V202H80ZM85 204H86V201L84 202ZM83 203V204H84ZM98 203V202H97ZM126 203V202H125ZM137 203V202H136ZM153 203V202H152ZM2 204V203H1ZM11 204H12V202H11ZM23 204H21V210H22V207H23ZM82 204V203H81ZM99 204V203H98ZM128 204V203H127ZM6 205V204H5ZM9 205V204H8ZM16 205H18V204H16ZM30 205V204H29ZM64 205V204H63ZM70 205V204H69ZM88 206H89V204H87ZM87 205L85 206L86 207V209H87ZM90 205V206H91ZM14 206V205H13ZM84 206V205H83ZM92 206H95V205H92ZM96 206H97V204H96ZM101 205L99 204V207H100ZM130 206V205H129ZM129 206L127 205V207L129 208ZM5 207V206H4ZM25 207H27V206H25ZM85 207H83V208H85ZM138 207V206H137ZM9 208V207H8ZM7 208V209H8ZM24 208V207H23ZM62 208H63V206H62ZM102 208V207H101ZM104 208V207H103ZM127 208V209H128ZM147 208V207H146ZM36 209V208H35ZM124 209V208H123ZM132 209V208H131ZM141 209V208H140ZM2 210H3V207H2ZM10 210V209H9ZM20 210V209H19ZM28 210V209H27ZM79 210V209H78ZM89 210V209H88ZM96 210V209H95ZM129 210H130V208H129ZM61 211V210H60ZM76 211V210H75ZM123 211H125V210H123ZM131 211V210H130ZM7 212V211H6ZM22 212V211H21ZM28 212H29V210H28ZM56 211H54V214L56 215V213H55ZM69 212V211H68ZM105 212V211H104ZM107 212V211H106ZM157 212V211H156ZM25 209H24V215H25ZM40 213V212H39ZM66 213V212H65ZM75 213V212H74ZM130 213H132V212H130ZM148 213V212H147ZM149 213H151V212H149ZM167 213V212H166ZM13 214H15V213H13ZM34 214V213H33ZM36 214H38V212L36 213ZM51 214H52V212H51ZM68 214V216H69V214H71V213H67ZM85 214V213H84ZM95 214H97V213H95ZM94 214V215H95ZM124 214V213H123ZM129 214V213H128ZM134 214H136V213H133L132 215H133V217L135 216ZM156 214V213H155ZM155 214H154V216H155ZM17 215V214H16ZM23 215V216H24ZM28 214L26 213V216H27ZM57 215H58V212H57ZM106 215V214H105ZM127 215V214H126ZM137 215V214H136ZM8 215H6V217H7ZM67 216V215H66ZM67 216V217H68ZM71 216V215H70ZM117 216L118 215H116L115 217L117 218ZM141 216V215H140ZM143 216V215H142ZM165 216V215H164ZM168 216V215H167ZM54 217V216H53ZM59 217V216H58ZM58 217H57V220H58ZM126 217V216H125ZM136 217V216H135ZM135 217H134V219H135ZM139 217V216H138ZM14 218L15 219H17L15 216H14ZM29 218V217H28ZM31 218V217H30ZM71 217H69V219H70ZM78 218V217H77ZM87 218H88V216H87ZM25 219V218H24ZM27 219V218H26ZM40 219V218H39ZM68 219V218H67ZM68 219V220H69ZM93 219H96V218H93ZM112 219V218H111ZM118 219V218H117ZM116 219V220H117ZM124 219V218H123ZM128 219V218H127ZM132 219V218H131ZM140 218H138V220H139ZM141 219H143V218H141ZM9 220H11V218L9 219ZM32 220V219H31ZM34 220V219H33ZM32 220V221H33ZM55 220V219H54ZM53 220V221H54ZM70 220H73L72 218L70 219ZM136 220V219H135ZM15 221V220H14ZM18 221V220H17ZM30 221V220H29ZM36 221V220H35ZM42 221V220H41ZM59 221V220H58ZM97 221V220H96ZM137 221V220H136ZM143 222L142 223H144L145 221H144V219L142 220ZM148 221V220H147ZM10 222V221H9ZM9 222L7 221V223L9 224ZM13 222V221H12ZM19 222H21V221H19ZM55 222H57V221H54V223ZM69 222V221H68ZM75 222V221H74ZM98 222V221H97ZM108 222V221H107ZM126 222V221H125ZM138 222H141V221H138ZM11 223V222H10ZM14 223V222H13ZM24 223V222H23ZM27 223H29L28 222V219H27ZM33 223V222H32ZM43 223V222H42ZM50 223V222H49ZM92 223V222H91ZM155 223H156V221H155ZM175 223V222H174ZM16 224H20V223H16ZM22 224V223H21ZM31 224V223H30ZM56 224V223H55ZM67 224H70V222L69 223H67ZM84 224V223H83ZM94 224V223H93ZM97 224V223H96ZM100 224V223H99ZM120 224V223H119ZM135 223H133V225H134ZM145 224V223H144ZM176 224V223H175ZM178 224V223H177ZM32 226H33V224H31ZM30 225V226H31ZM36 225V224H35ZM37 225H39L38 223H37ZM58 225H59V222H58V224H56V226L58 227ZM98 225V224H97ZM115 225V224H114ZM140 225H143V224H140ZM139 225V226H140ZM156 225H158L157 223H156ZM13 226V225H12ZM15 226V225H14ZM21 226V225H20ZM32 226H31V228H32ZM43 226V225H42ZM96 226V225H95ZM119 226V225H118ZM118 226H116V227H118ZM132 226V225H131ZM6 227V226H5ZM34 227V226H33ZM40 227V226H39ZM94 227V226H93ZM97 227V226H96ZM124 227V229H125V226H123ZM135 227V226H134ZM134 227H133V229H134ZM157 227H159V226H157ZM37 228V227H36ZM36 228H34V233H35V229ZM46 228H47V225H46ZM58 228H60V227H58ZM97 228H99V227H97ZM128 228V227H127ZM140 228L143 230V228H144V226H143V228L140 226ZM10 229V228H9ZM13 229V228H12ZM21 229V228H20ZM49 229H50V227H49ZM70 229V228H69ZM94 229H96L95 227H94ZM104 229V228H103ZM136 229V228H135ZM15 230V229H14ZM16 230H17V228H16ZM31 230V229H30ZM39 230V229H38ZM97 230V229H96ZM119 230V229H118ZM126 230V229H125ZM132 230V229H131ZM137 230V229H136ZM45 231V230H44ZM49 231H51V229L49 230ZM48 231V232H49ZM65 231V230H64ZM104 231H106V229L104 230ZM122 231H123V229H122ZM18 232V231H17ZM16 232V233H17ZM21 232V231H20ZM39 232V231H38ZM38 232H36V236H37V234H38ZM69 232L71 233V231L69 230ZM98 232V231H97ZM109 232V231H108ZM111 232V231H110ZM113 232V231H112ZM123 232H125V231H123ZM132 232V231H131ZM142 233L144 232V230L143 231H141ZM51 233V232H50ZM99 233V232H98ZM106 233V232H105ZM142 233H140V235H142ZM20 234V233H19ZM109 234V233H108ZM112 234V233H111ZM135 234V233H134ZM137 234L139 235V233L137 232ZM144 235H145V232L143 233ZM197 234V233H196ZM42 235V234H41ZM40 235V236H41ZM51 236L53 235V234H50ZM65 235V234H64ZM82 235V234H81ZM83 235H84V233H83ZM136 235V234H135ZM138 235H137V237H135V238H139L138 237ZM171 235V234H170ZM39 236V237H40ZM72 236H73V234H72ZM71 236V238H73L74 239V236L72 237ZM117 236H118V234H117ZM149 236V235H148ZM172 236V235H171ZM1 237V236H0ZM4 237V236H3ZM33 237V236H32ZM42 237V236H41ZM53 237V236H52ZM98 237H100L99 235H98ZM122 237V236H121ZM143 237V236H142ZM146 237V236H145ZM6 238V237H5ZM20 238H22L23 240H25V242L24 243H26L27 241L29 242L30 241V239H31V237L28 235V234H24L23 233V235H22V237H20ZM43 238V237H42ZM47 238V237H46ZM55 238V237H54ZM102 238H104V237H102ZM131 238H132V236H131ZM51 239V238H50ZM50 239H48V241L47 240H45V241H47V243L49 242H51L50 241ZM66 239V238H65ZM87 239H89V238H87ZM100 239V238H99ZM119 239V238H118ZM126 239V238H125ZM153 239V238H152ZM7 240V239H6ZM14 240V239H13ZM34 240H36V239H34ZM42 240H44V239H42ZM56 240V239H55ZM61 240V239H60ZM60 240H59V242H60ZM63 240V239H62ZM67 240V239H66ZM95 240V239H94ZM129 240H130V237H129ZM138 240V239H137ZM223 240V239H222ZM231 240V239H230ZM44 241V243H45V245H46V242ZM76 241H77V238H76ZM75 241V242H76ZM85 241V240H84ZM89 241V243H91L90 242V240H88ZM87 240L85 241V244H88L87 242H88ZM102 242H103V240H101ZM127 241V240H126ZM142 241V240H141ZM147 241V240H146ZM178 241V240H177ZM232 241V240H231ZM11 242V241H10ZM40 242H42L41 240H40ZM54 242V241H53ZM72 242H73V244H74V240H72ZM78 242V241H77ZM124 242V241H123ZM136 242V241H135ZM188 242V241H187ZM55 243V242H54ZM107 243H109V242H107ZM106 243V244H107ZM182 243V242H181ZM202 243V242H201ZM53 243H51V245H52ZM76 244H79V243H76ZM73 245V246H77V245ZM133 244V243H132ZM145 244V243H144ZM144 244H142V245H144ZM185 244V243H184ZM216 244V243H215ZM19 245V244H18ZM55 245V244H54ZM141 245V244H140ZM50 246V245H49ZM53 246V245H52ZM67 246V245H66ZM70 246V245H69ZM81 246H82V244H81ZM88 247H89V249H90V254H92L93 253V251H91V250H93V249H91L90 247H91V245L89 246V245H87ZM94 246V245H93ZM228 246V245H227ZM230 246H232V244L230 245ZM16 247H17V245H16ZM25 249H24V253H27L28 255H32V256H35V258L37 259V261L39 262V264H43V258H42V256H41V248H40V246H37V245H34L33 243H28V244H26L25 246ZM43 247V246H42ZM58 247V246H57ZM56 247V248H57ZM211 247V246H210ZM233 247H234V245H233ZM20 248V247H19ZM49 248V247H48ZM48 248H47V251H48ZM52 248V247H51ZM77 248H79L78 246H77ZM82 248H83V246H82ZM215 248V247H214ZM224 248V247H223ZM11 249V248H10ZM54 249V248H53ZM64 250H65V248H63ZM103 249V248H102ZM209 249V248H208ZM60 250V249H59ZM63 250V251H64ZM74 250V249H73ZM83 250V249H82ZM56 251V250H55ZM66 251V250H65ZM81 251V250H80ZM84 251V250H83ZM82 251V252H83ZM131 251V250H130ZM209 251H212V250H210L209 249ZM44 252H45V250H44ZM50 252V251H49ZM76 252H77V250H76ZM85 252V251H84ZM83 252V253H84ZM92 252V253H91ZM134 252V251H133ZM143 252H144V250H143ZM206 252V251H205ZM50 253H52L53 254V252H50ZM77 253H79V254H81L80 252H77ZM77 253H76V255H77ZM101 253H103V251L101 252ZM139 253V252H138ZM196 253V252H195ZM211 253V252H210ZM36 254H37V256H36ZM45 254V253H44ZM61 254V257L62 258H64L63 256H62V252L60 253ZM59 254V255H60ZM65 254V253H64ZM67 255H68V252L66 253ZM74 254H75V252H74ZM96 254V253H95ZM141 254V253H140ZM139 254V255H140ZM212 254V253H211ZM0 255H3V254H0ZM86 255H88V254H86ZM86 255H85V257H86ZM93 255V254H92ZM222 255V254H221ZM225 255V254H224ZM54 256V255H53ZM56 256V255H55ZM65 256V255H64ZM74 256V255H73ZM78 256H80L81 258L83 257V256H81V255H78ZM77 256V258L78 259H80L79 257ZM204 256V255H203ZM3 257H5V255L3 256ZM15 257V256H14ZM24 257V256H23ZM70 257V256H69ZM87 257H89V256H87ZM86 257V258H87ZM145 257V256H144ZM144 257H143V259H144ZM207 257V256H206ZM57 258V257H56ZM67 258H68V256H67ZM76 258V260H78ZM208 258V257H207ZM1 260H2V258H0ZM6 259H8V258H6ZM71 259V258H70ZM83 259V258H82ZM88 259V258H87ZM92 259V258H91ZM91 259H89V262H92V261H90ZM142 259V260H143ZM214 259V258H213ZM4 260V259H3ZM3 260L1 261V262H3ZM26 260V259H25ZM30 260H32V259H30ZM5 261V263L3 262L2 264H6V260H4ZM63 261H64V259H63ZM80 261H81V259H80ZM79 261V263H81ZM85 262L86 260H82V262ZM136 261V260H135ZM17 262V261H16ZM26 262V261H25ZM33 262V261H32ZM68 262V261H67ZM66 261H65V263H67ZM96 262V261H95ZM54 263V262H53ZM63 263V262H62ZM70 263V262H69ZM87 263V262H86ZM93 263V262H92ZM98 263V262H97ZM197 263H199V261H197ZM59 264V263H58ZM90 264V263H89ZM94 264V263H93Z\"/></svg>", "mask_w": 264, "mask_h": 264}]
</instances>
